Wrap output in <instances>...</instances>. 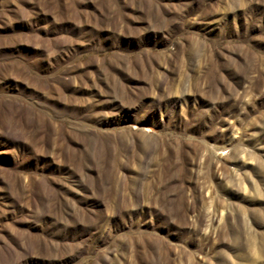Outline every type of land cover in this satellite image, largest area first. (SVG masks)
Wrapping results in <instances>:
<instances>
[{"label":"rangeland","instance_id":"1","mask_svg":"<svg viewBox=\"0 0 264 264\" xmlns=\"http://www.w3.org/2000/svg\"><path fill=\"white\" fill-rule=\"evenodd\" d=\"M0 264H264V0H0Z\"/></svg>","mask_w":264,"mask_h":264},{"label":"bare ground","instance_id":"2","mask_svg":"<svg viewBox=\"0 0 264 264\" xmlns=\"http://www.w3.org/2000/svg\"><path fill=\"white\" fill-rule=\"evenodd\" d=\"M240 75H241V74H240ZM241 76H242V75H241ZM244 76H245V75H244ZM243 78H244V77H243ZM238 79H239V78H238ZM240 79H241V78H240ZM241 80H242V79H241ZM241 82H242V81H241ZM237 83H238V82H237ZM239 157H240V156H239ZM244 161H245V160H242V163H245ZM212 219H216V217L213 215V216H212ZM219 220H220V219H219ZM210 221H211V220H210Z\"/></svg>","mask_w":264,"mask_h":264}]
</instances>
